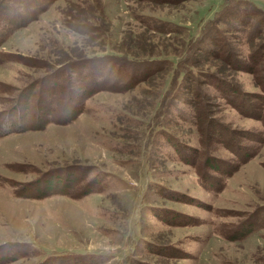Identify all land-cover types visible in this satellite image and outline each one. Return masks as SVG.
I'll list each match as a JSON object with an SVG mask.
<instances>
[{
  "label": "rangeland",
  "instance_id": "rangeland-1",
  "mask_svg": "<svg viewBox=\"0 0 264 264\" xmlns=\"http://www.w3.org/2000/svg\"><path fill=\"white\" fill-rule=\"evenodd\" d=\"M245 1L259 10L226 18L216 47L249 67L246 36L264 25V0ZM236 2L0 0V264H264L253 76L197 52L199 70L243 92L231 102L232 91L226 100L199 84L213 120L199 129L185 121L189 104L182 119L159 106L165 74L140 80L139 66L121 65L172 52L177 34ZM161 19L181 32L161 40L147 27Z\"/></svg>",
  "mask_w": 264,
  "mask_h": 264
},
{
  "label": "trees",
  "instance_id": "trees-1",
  "mask_svg": "<svg viewBox=\"0 0 264 264\" xmlns=\"http://www.w3.org/2000/svg\"><path fill=\"white\" fill-rule=\"evenodd\" d=\"M236 3L237 4L233 6H225L223 9L221 8L222 11L218 14V18H215L212 21H210V19L205 20L206 22H203L200 28L197 27L192 30H189L190 35L187 34L186 32H182V34L185 37H178L180 33L177 34L176 39H174L175 42L177 43L175 46L173 45L172 52L168 54L155 55L154 57L148 58L145 61H136L134 59L126 58L127 60H124L125 62L121 64V65L131 66V67L132 65L136 67L139 66L141 68L140 75L144 76L140 80L147 79V81H150L153 78L151 76L153 70L159 71L160 74H163V75L165 74L164 78H162L161 82L158 84V87L156 89L158 90L157 93H161L159 96H162L163 98L159 106H161L162 103L165 104L167 110L165 108L164 112H167V111L175 112L176 117L182 119V118H185V115L187 113L182 112L179 109V105L189 104L193 108L194 113L192 115V118L194 119V121L193 119H190V118L189 119L185 118V121L192 122L195 126H199V129H203V128L206 129V127L210 129L211 125L213 124V120L210 119V115H209L210 111H206L204 108L205 107L204 104L208 103L206 99H208L207 97L209 95L206 92H202V90H198L199 84L206 83L208 85L209 84L214 85V87H216L217 90H220L221 92H223L221 93L220 96L222 98H225L226 100H227V93L225 92L232 91V95L230 96L231 102H233L234 98L243 94V92H241V89L239 88V86L232 87L230 86L231 84H225L230 81L223 79L222 77H217L213 73L208 72V70L204 72L203 70H199L198 65L200 64L202 57L194 56L197 52H201V54H204V56L206 55L208 58L211 59V61H214V59L220 58L224 62H226L227 67H230L232 69L234 68L233 70L235 72L240 71V70L243 71L244 69V71L250 73L253 76L254 84H256V86H258L261 91L259 94L252 96L253 98H256V100L259 101L258 108L260 110V113L255 118L261 120V123L264 127V42H259L256 45H254L255 43L253 41V39L257 40L259 38H264V33L262 31V29L264 28V25L257 26L256 28H254L252 33H249L247 34L248 36H246V38L248 37V40H247L248 46L251 47V50H250L251 53L249 52L250 63L253 60V56L255 55L256 57L254 59V62H252L251 66L249 67H245V64L247 61L244 62V60L241 61L240 59L237 64H234L233 55H232L233 53H226L228 55L223 56L218 51L220 47H216L218 43V39L221 36L220 32L222 30V27H225L224 31L226 32L227 31L229 32L230 30L229 28L231 25L230 24L228 25L226 18L235 17V14L238 17L247 16V15L249 16L250 13L247 12L246 9H243V8H249L250 10H255V9L259 10L252 3L247 2L245 0H238V2ZM239 4H242V5H239ZM240 11L243 13V15L240 13ZM161 21L163 22L160 25H157V23H153L151 26L150 24L147 25V27L149 26L148 29L153 30L154 32L163 36L161 40H166L167 37H169L172 33L181 32L180 30L181 28L180 27L176 28L171 21L165 20V19H161ZM243 24L244 23L242 22L240 23L239 26H243ZM231 31L233 32V29H231ZM241 31L239 30V28L235 30L237 34L240 33ZM244 39L245 38H243V35H240L239 37L237 36L238 41H242ZM116 57H121V56H116ZM113 62L117 63V60ZM193 68H197V69H193ZM216 68L218 69V71L222 70L218 66H216ZM97 70H95L94 73H96ZM95 76L97 77V74H95ZM135 82L137 81H132L131 86L138 84ZM101 83L103 84V82ZM79 84L81 83H77L75 86H78ZM193 84L197 85V89L193 90L194 88ZM66 86L67 88L69 86L71 87L72 86L71 82L69 81V83L66 84ZM154 93H155V90H154ZM166 100L167 102H165ZM63 110L66 111L67 108H63ZM206 115H207V119H205ZM164 116L167 119V116L166 115ZM71 117L72 116L70 115H65V118H71ZM205 120L207 121V123H205ZM1 133L4 134V131H1ZM169 136L170 135H168V137ZM167 141L169 142V139H167ZM257 142H262V140L258 138ZM237 155L242 159L243 162H245V161H248L254 155V153L253 152L247 153V151H245L243 155H239L238 153ZM184 159L186 161H190V157L185 156ZM200 182H202V180ZM96 183H93V184L89 183V185H87L86 188L92 185H95ZM94 189L95 187H93L92 190ZM83 190L80 191L81 194H83L82 193ZM92 190H91V193L98 192L96 190L94 191ZM88 191H90V189H88ZM159 192H160V189L157 193ZM42 264H49V263L43 262Z\"/></svg>",
  "mask_w": 264,
  "mask_h": 264
},
{
  "label": "bare ground",
  "instance_id": "bare-ground-1",
  "mask_svg": "<svg viewBox=\"0 0 264 264\" xmlns=\"http://www.w3.org/2000/svg\"><path fill=\"white\" fill-rule=\"evenodd\" d=\"M255 174V173H254ZM256 177V176H255ZM252 180V179H251Z\"/></svg>",
  "mask_w": 264,
  "mask_h": 264
}]
</instances>
